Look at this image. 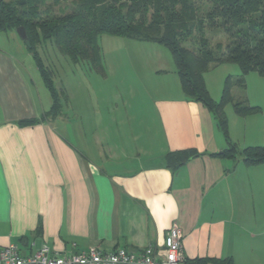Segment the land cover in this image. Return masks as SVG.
<instances>
[{"label": "crops", "instance_id": "0c3cea01", "mask_svg": "<svg viewBox=\"0 0 264 264\" xmlns=\"http://www.w3.org/2000/svg\"><path fill=\"white\" fill-rule=\"evenodd\" d=\"M18 38L0 33V247L15 244L22 255L42 245L55 254L160 247L176 223L185 259L252 264L244 247L264 235V163L217 154L227 141L205 105L123 74L90 98L95 107L82 94L73 108L66 93L61 112L40 119L51 97ZM256 96L238 99L259 106ZM227 107L228 139L238 149L264 145V114ZM185 149L196 155L166 165L168 152Z\"/></svg>", "mask_w": 264, "mask_h": 264}, {"label": "trees", "instance_id": "16d2710c", "mask_svg": "<svg viewBox=\"0 0 264 264\" xmlns=\"http://www.w3.org/2000/svg\"><path fill=\"white\" fill-rule=\"evenodd\" d=\"M18 26L25 29L23 42L51 97L40 119L57 116L67 99L64 89L55 86L40 50L48 46L87 72L104 74L99 36H123L169 50L184 97L205 105L225 136L227 147L217 154L235 158L239 153L248 166L264 163V145L238 149L228 139L224 114L229 102L240 115L259 110L245 99L233 101L231 90L245 89L250 71L264 75V0H0V33ZM218 34L224 41L210 42ZM225 62L238 64L239 73L225 77L221 95L214 100L203 75ZM37 120L22 119L18 124ZM195 155L191 149L168 152L166 165L178 168ZM221 263L234 264L229 257ZM182 264H206V259H185Z\"/></svg>", "mask_w": 264, "mask_h": 264}, {"label": "rangeland", "instance_id": "374dc122", "mask_svg": "<svg viewBox=\"0 0 264 264\" xmlns=\"http://www.w3.org/2000/svg\"><path fill=\"white\" fill-rule=\"evenodd\" d=\"M216 41H224L221 34L210 39L212 43ZM99 44L103 56L104 74L94 71L87 72V70L81 68L80 64H73L66 56L55 54L54 50L48 46H45L43 52L40 50L45 64L52 71L55 86L64 89L65 94L67 93L70 99L67 104H73V108H79L82 94L86 99V107L89 106V109L91 106L95 107V104L90 103V98H97L98 90H112V87L118 84V78L123 74H125L124 79H130V74L140 76L147 90L160 87V90L163 91L162 87L165 86L169 90V94L178 93L181 90L174 62L166 47L152 42L106 33L99 36ZM238 73V64L225 62L210 68L204 73L203 78L205 85H207L206 88H209L215 96L218 95L217 99H219L225 77L227 75H237ZM122 82L128 83L129 81ZM137 83L139 84V81ZM245 84L243 90L238 86H233L231 90L233 101L238 99L242 91H245L246 94H248V91H253L259 94L253 99L261 102L258 104L260 108L257 113L264 114V93L263 96L260 95V90L264 91V75H260L256 71H250L245 76ZM41 85L43 91L49 97L46 88L43 84ZM246 102L253 105L248 101ZM62 105L65 106L66 101H63ZM227 106V108H231V102ZM259 238V240L252 243L251 250L250 241H246L245 236L240 240L246 241L244 249L250 252L246 258L249 262L252 261V264H264V235ZM244 249L239 250L240 256L243 258Z\"/></svg>", "mask_w": 264, "mask_h": 264}, {"label": "built area", "instance_id": "2783aa9c", "mask_svg": "<svg viewBox=\"0 0 264 264\" xmlns=\"http://www.w3.org/2000/svg\"><path fill=\"white\" fill-rule=\"evenodd\" d=\"M182 248V232L176 223H172L160 247H119L107 252L89 246L75 253L55 254L42 245L35 252L22 255L15 244H8L0 247V264H182L185 261Z\"/></svg>", "mask_w": 264, "mask_h": 264}, {"label": "water", "instance_id": "95a60500", "mask_svg": "<svg viewBox=\"0 0 264 264\" xmlns=\"http://www.w3.org/2000/svg\"><path fill=\"white\" fill-rule=\"evenodd\" d=\"M15 31L17 35L20 37V39L22 40L26 39V32L23 26H18Z\"/></svg>", "mask_w": 264, "mask_h": 264}]
</instances>
